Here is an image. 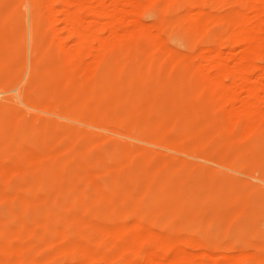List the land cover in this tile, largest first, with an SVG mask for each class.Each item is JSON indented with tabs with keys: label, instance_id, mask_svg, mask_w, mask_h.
Wrapping results in <instances>:
<instances>
[{
	"label": "rangeland",
	"instance_id": "1",
	"mask_svg": "<svg viewBox=\"0 0 264 264\" xmlns=\"http://www.w3.org/2000/svg\"><path fill=\"white\" fill-rule=\"evenodd\" d=\"M0 264H264V0H0Z\"/></svg>",
	"mask_w": 264,
	"mask_h": 264
},
{
	"label": "bare ground",
	"instance_id": "2",
	"mask_svg": "<svg viewBox=\"0 0 264 264\" xmlns=\"http://www.w3.org/2000/svg\"><path fill=\"white\" fill-rule=\"evenodd\" d=\"M262 141H263V140H262ZM260 143H261V142H260ZM205 161H207V160H205ZM218 164H219V163H218ZM222 165L224 166V164H222ZM222 165H221V166H222ZM221 166H220V167H221Z\"/></svg>",
	"mask_w": 264,
	"mask_h": 264
}]
</instances>
